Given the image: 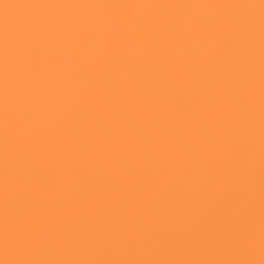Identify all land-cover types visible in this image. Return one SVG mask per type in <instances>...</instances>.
Wrapping results in <instances>:
<instances>
[{"label":"bare ground","instance_id":"1","mask_svg":"<svg viewBox=\"0 0 264 264\" xmlns=\"http://www.w3.org/2000/svg\"><path fill=\"white\" fill-rule=\"evenodd\" d=\"M0 264H264V0H0Z\"/></svg>","mask_w":264,"mask_h":264}]
</instances>
